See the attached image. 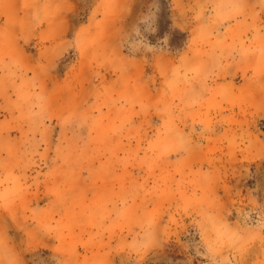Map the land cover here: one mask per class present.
Listing matches in <instances>:
<instances>
[{"label": "rangeland", "instance_id": "374dc122", "mask_svg": "<svg viewBox=\"0 0 264 264\" xmlns=\"http://www.w3.org/2000/svg\"><path fill=\"white\" fill-rule=\"evenodd\" d=\"M0 264H264V0H0Z\"/></svg>", "mask_w": 264, "mask_h": 264}]
</instances>
